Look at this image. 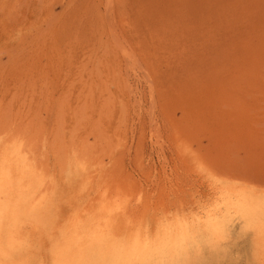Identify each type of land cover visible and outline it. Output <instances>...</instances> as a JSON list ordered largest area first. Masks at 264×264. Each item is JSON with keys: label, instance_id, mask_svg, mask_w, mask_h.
<instances>
[{"label": "rangeland", "instance_id": "rangeland-1", "mask_svg": "<svg viewBox=\"0 0 264 264\" xmlns=\"http://www.w3.org/2000/svg\"><path fill=\"white\" fill-rule=\"evenodd\" d=\"M16 140L0 264H264V0H0Z\"/></svg>", "mask_w": 264, "mask_h": 264}, {"label": "bare ground", "instance_id": "bare-ground-1", "mask_svg": "<svg viewBox=\"0 0 264 264\" xmlns=\"http://www.w3.org/2000/svg\"><path fill=\"white\" fill-rule=\"evenodd\" d=\"M22 140H24V138ZM22 143L24 142L16 140L15 143H8L0 147L3 150L2 154L0 153V230L3 225L1 221L3 213L12 211L14 207L17 208L18 206H28V210H30L31 213H39L40 211V206L37 203V198L39 195L36 193L33 194L31 191H35L37 186L34 187V185L40 182L39 179L42 177V174L39 169L38 160L34 149H30L31 147L28 148V145L25 146ZM74 162L76 164V161ZM76 168L77 167H75V169ZM28 197H31V199L29 200ZM106 201L108 203L103 207V213H105L104 211L117 213V210H119L120 207L118 203L112 202L108 199L104 202ZM40 202L42 203V201Z\"/></svg>", "mask_w": 264, "mask_h": 264}]
</instances>
